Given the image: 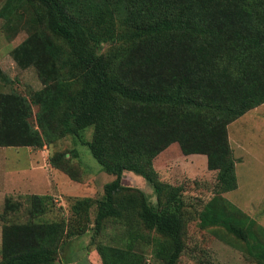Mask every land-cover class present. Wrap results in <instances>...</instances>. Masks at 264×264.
<instances>
[{
	"label": "trees",
	"instance_id": "1",
	"mask_svg": "<svg viewBox=\"0 0 264 264\" xmlns=\"http://www.w3.org/2000/svg\"><path fill=\"white\" fill-rule=\"evenodd\" d=\"M21 1L0 6L2 25L9 27ZM27 1L31 23L42 26L39 48L25 39L11 58L18 67L38 68L39 55L47 56V73L40 74L54 79L28 100L0 94V148L39 149L68 135L113 179L99 198L72 200L67 221L1 226L0 264H60L59 247L90 228L93 206L95 235L106 223L124 230L122 248L96 245L101 264H144L136 246L148 244L150 232L157 235L155 263L176 264L184 223L180 207L172 205L181 189L159 181L152 166L172 143L182 155H204L207 169L216 170L197 226L221 228L264 264V230L221 197L236 188L224 128L264 104V0H170L169 6L165 0ZM31 105L38 108L35 125L28 122ZM62 158L50 157L48 165L58 171ZM123 172L142 178L155 204L139 189L121 185ZM28 199L31 217L50 200ZM13 207L6 198L3 211Z\"/></svg>",
	"mask_w": 264,
	"mask_h": 264
},
{
	"label": "rangeland",
	"instance_id": "2",
	"mask_svg": "<svg viewBox=\"0 0 264 264\" xmlns=\"http://www.w3.org/2000/svg\"><path fill=\"white\" fill-rule=\"evenodd\" d=\"M5 1L0 0V6ZM164 4L169 6L171 1L165 0ZM16 7L10 15L9 27L2 25L5 20L0 19V94H14L28 100L33 93L42 90L45 83L50 84L54 75L45 74L50 60L47 56L39 55L38 68L31 63L21 68L12 60L11 51L25 39L33 48L35 45L39 48L35 40L42 27L31 23L33 10L27 0H22ZM8 37H12V40ZM110 46V43H107L103 49ZM147 61L150 62L149 59ZM40 69L45 72L44 76L40 74ZM154 69L155 67H149L147 71L153 74L156 73ZM30 109L31 116L28 122L35 125L34 114L38 108L31 105ZM224 130L226 147L233 161L236 188L221 194V197L252 219L255 227L264 230V104L230 122ZM91 132V127L85 129L82 132V139L88 141ZM217 148H222L220 141ZM32 150L42 151L45 161L46 158L48 160L58 154L63 155L62 159H57V172H53L49 166H43L49 176L54 177L52 185L47 181L48 187L37 189V192L50 198L48 205L42 214L31 217L28 214V198L32 191L26 184L17 182L20 191L8 195L11 197L13 209L3 211V206L0 205V228L3 225H23L29 221L34 224H49L59 219L67 221L68 206L72 200L99 198L103 184L113 179L100 169L86 147L68 135L45 147ZM8 155L5 159H0L4 178L16 175L21 177L32 173L27 169L26 159L22 155L20 157ZM152 166L159 181L181 189L172 205L175 208L180 207L184 223L182 237L184 249L176 264H256L247 255L243 244L221 228L200 229L197 226V213L212 196L216 174V170L207 169L204 155H182L178 145L172 143L153 159ZM121 185L139 189L151 204H155L152 189L142 178L123 172ZM93 211L94 206L89 212L90 228L84 234L63 240L57 257L60 264H101L95 250L97 244L123 247L124 230L120 225L106 223L99 234H94ZM147 234L151 243L138 244L136 248L141 252L144 264H156L151 250L152 239L157 235L153 232ZM256 234L259 235L257 231Z\"/></svg>",
	"mask_w": 264,
	"mask_h": 264
},
{
	"label": "crops",
	"instance_id": "3",
	"mask_svg": "<svg viewBox=\"0 0 264 264\" xmlns=\"http://www.w3.org/2000/svg\"><path fill=\"white\" fill-rule=\"evenodd\" d=\"M17 149L20 148H0V150H2L0 151V159H5L7 156H9L8 154H14L16 157H20V155H22L23 158L26 159L27 169L32 173L29 175H23L21 177L16 175L15 177L7 179L4 178V175H2L0 167V205L2 206L6 198H11L10 196H8L10 193L15 194L20 191V186L17 182L26 184L29 187L30 191H32L30 195L36 196L45 195L37 192V189H39V187H48L47 181H49L51 185L54 182H52V179H54V177L49 176L47 169L45 168L49 165L48 162H46L47 158L45 161V157L42 151L32 150L29 148H23V151ZM54 171L56 170L53 169V172Z\"/></svg>",
	"mask_w": 264,
	"mask_h": 264
}]
</instances>
